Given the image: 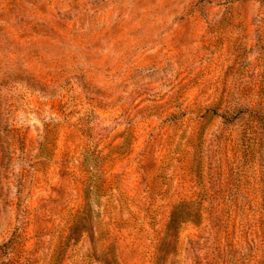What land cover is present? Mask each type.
I'll list each match as a JSON object with an SVG mask.
<instances>
[{
    "label": "rangeland",
    "instance_id": "obj_1",
    "mask_svg": "<svg viewBox=\"0 0 264 264\" xmlns=\"http://www.w3.org/2000/svg\"><path fill=\"white\" fill-rule=\"evenodd\" d=\"M0 264H264V0H0Z\"/></svg>",
    "mask_w": 264,
    "mask_h": 264
}]
</instances>
